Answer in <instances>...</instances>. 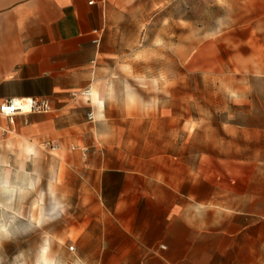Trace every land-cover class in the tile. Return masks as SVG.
<instances>
[{"label": "crops", "instance_id": "1", "mask_svg": "<svg viewBox=\"0 0 264 264\" xmlns=\"http://www.w3.org/2000/svg\"><path fill=\"white\" fill-rule=\"evenodd\" d=\"M127 1L0 0V103L47 97L52 104L48 113L0 117V192L6 198L0 207L17 214L18 191L38 188V167L51 158L50 144L73 150L78 141L87 147L101 141L99 127L113 118L89 86L90 70L99 54L108 53L99 47L104 27ZM220 4L252 15L226 28L245 32L238 44L249 47L247 61L258 63L264 76V0ZM87 88L91 96L77 94ZM220 130L219 143L205 135L204 148L191 152L197 160L190 165L166 154L104 168L95 163L93 189L102 212L78 237L104 239L93 252L113 255L117 264H184L199 252H228L223 247L246 229L247 216L264 214V123L227 121ZM80 151L73 157H84ZM33 215L24 218L34 221ZM93 220L101 226L91 225Z\"/></svg>", "mask_w": 264, "mask_h": 264}, {"label": "rangeland", "instance_id": "2", "mask_svg": "<svg viewBox=\"0 0 264 264\" xmlns=\"http://www.w3.org/2000/svg\"><path fill=\"white\" fill-rule=\"evenodd\" d=\"M220 1L128 0L116 8L99 46L108 53L92 64L89 82L113 121L99 127L96 145L53 149L38 167V188L18 191L17 214L0 207V264H117L113 255L93 252L104 239L78 237L102 212L95 163L104 168L166 154L190 165L205 135L219 143L222 123H264V76L247 61L249 47L238 44L245 32L226 28L252 15ZM80 150L84 157L74 158ZM33 212L36 220H25ZM247 217L246 229L223 247L228 252H199L184 264H264V214Z\"/></svg>", "mask_w": 264, "mask_h": 264}, {"label": "built area", "instance_id": "3", "mask_svg": "<svg viewBox=\"0 0 264 264\" xmlns=\"http://www.w3.org/2000/svg\"><path fill=\"white\" fill-rule=\"evenodd\" d=\"M92 42L98 45L100 42V30L93 31ZM85 96H90V90L86 89L81 92ZM52 111V104L47 97H9L0 103V117L12 118L16 115H26L30 113H48ZM89 120H93V112L90 111L87 114ZM57 144H50L49 148L55 149ZM161 248H165L164 245H160Z\"/></svg>", "mask_w": 264, "mask_h": 264}, {"label": "clouds", "instance_id": "4", "mask_svg": "<svg viewBox=\"0 0 264 264\" xmlns=\"http://www.w3.org/2000/svg\"><path fill=\"white\" fill-rule=\"evenodd\" d=\"M38 264H39V262H38Z\"/></svg>", "mask_w": 264, "mask_h": 264}, {"label": "bare ground", "instance_id": "5", "mask_svg": "<svg viewBox=\"0 0 264 264\" xmlns=\"http://www.w3.org/2000/svg\"><path fill=\"white\" fill-rule=\"evenodd\" d=\"M91 93V92H90Z\"/></svg>", "mask_w": 264, "mask_h": 264}]
</instances>
